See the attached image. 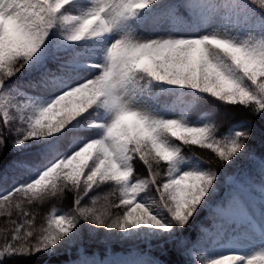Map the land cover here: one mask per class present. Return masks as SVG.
<instances>
[{
    "label": "snow or ice",
    "instance_id": "snow-or-ice-1",
    "mask_svg": "<svg viewBox=\"0 0 264 264\" xmlns=\"http://www.w3.org/2000/svg\"><path fill=\"white\" fill-rule=\"evenodd\" d=\"M0 219V264H264V0H0Z\"/></svg>",
    "mask_w": 264,
    "mask_h": 264
},
{
    "label": "trees",
    "instance_id": "trees-1",
    "mask_svg": "<svg viewBox=\"0 0 264 264\" xmlns=\"http://www.w3.org/2000/svg\"><path fill=\"white\" fill-rule=\"evenodd\" d=\"M232 111L235 113L234 115V122L235 121H239L242 119L246 118V114L238 109H232ZM198 118V116H193V119ZM188 147V146H185ZM193 148L196 149V151H200L199 148L197 146H192ZM255 147H257L258 149V145H256ZM186 155H191V152H186ZM242 167H247L246 164H242ZM139 167V166H138ZM103 194V193H101ZM222 196V195H221ZM71 205V198H69L68 200H65L63 202H52L51 205L46 206L43 210H42V214L47 215L50 211L52 207L57 208L58 210H60L61 212L67 211L69 209ZM4 227V221L2 219H0V228ZM0 243H2V241H0ZM131 249H134L135 246L133 245H126V244H116L114 245L109 252H122V250H125V248L130 247ZM90 251H95L98 253L99 258H103L104 256V249L102 248V246H98L96 244H93L92 247L90 248ZM203 254V253H201ZM60 259H65V257H61ZM38 264V262H37Z\"/></svg>",
    "mask_w": 264,
    "mask_h": 264
},
{
    "label": "rangeland",
    "instance_id": "rangeland-1",
    "mask_svg": "<svg viewBox=\"0 0 264 264\" xmlns=\"http://www.w3.org/2000/svg\"><path fill=\"white\" fill-rule=\"evenodd\" d=\"M221 195H223V192H221ZM132 250L133 249H131V246H130V247L125 248V250H122V252H109V255L128 256Z\"/></svg>",
    "mask_w": 264,
    "mask_h": 264
}]
</instances>
